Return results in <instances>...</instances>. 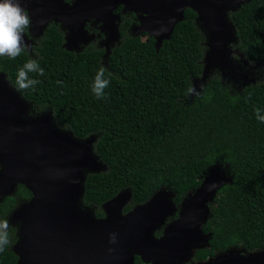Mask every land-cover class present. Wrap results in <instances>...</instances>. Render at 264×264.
<instances>
[{"label": "trees", "instance_id": "trees-1", "mask_svg": "<svg viewBox=\"0 0 264 264\" xmlns=\"http://www.w3.org/2000/svg\"><path fill=\"white\" fill-rule=\"evenodd\" d=\"M230 19L245 59L264 64V0L243 4ZM135 22L134 13L122 15V41L109 56V69L102 65L105 50L69 52L64 35L52 24L36 60L43 75L28 73L37 84L26 89L16 84L19 70L34 60L26 52L0 56V73L35 110L52 111L60 129L80 140L97 137L94 153L106 168L87 175L83 199L84 206L95 208L97 219H106L103 206L127 191L132 202L124 215L162 189L176 194L179 208L201 188L204 173L222 165L229 168L232 182L216 193L211 217L202 227L212 238L196 260L232 248L264 251V82L238 92L217 75L192 98L189 90L204 72L198 14L187 9L160 49L152 36L131 32ZM101 68L109 83L98 97L93 86ZM32 199L33 193L19 184L17 193L0 203V224L19 202ZM5 232L0 264H18L16 230L0 227V236ZM135 264L147 263L136 256Z\"/></svg>", "mask_w": 264, "mask_h": 264}, {"label": "water", "instance_id": "water-1", "mask_svg": "<svg viewBox=\"0 0 264 264\" xmlns=\"http://www.w3.org/2000/svg\"><path fill=\"white\" fill-rule=\"evenodd\" d=\"M237 1L245 4L251 0H91L89 5L79 0L60 21L67 29L80 31L89 18L104 23L110 36L104 57L109 58L111 45L121 38L117 22L121 18L115 14L121 6L140 21L134 35L149 34L158 49L184 21L186 10L192 9L209 32L210 62L213 57L228 58L226 45L233 27L225 12L229 3ZM20 3L30 16L40 11L45 14L42 26L59 18L48 0ZM31 106L0 73V203L15 195L19 184L33 193L31 201L13 212L15 218L26 221V238L14 250L20 257L18 264H135L136 256L147 264H177L209 247L212 235L204 234L202 227L209 217L206 209L212 188L205 189L204 182L194 199L188 196L184 200L186 209L180 220L161 239L154 233L176 210V194L168 189L127 215L123 213L126 192L103 206L106 219L81 215L78 209L83 204L87 175L106 168L94 153L95 137L80 140L72 132H60L52 127L51 115L26 120ZM238 252L229 250L207 264Z\"/></svg>", "mask_w": 264, "mask_h": 264}, {"label": "rangeland", "instance_id": "rangeland-1", "mask_svg": "<svg viewBox=\"0 0 264 264\" xmlns=\"http://www.w3.org/2000/svg\"><path fill=\"white\" fill-rule=\"evenodd\" d=\"M244 4V2L237 1L235 3H229L226 8V16L231 23V26L233 27V33L229 36V41L226 45V53L228 55V58H225L223 60H220L217 57H213V59L207 60V54L210 51V48L208 46V37L209 32L204 27V24L202 21H198V27L200 32L203 35V42L205 47V55L203 59V66L205 73L202 74L201 78L194 81V87L195 92L192 95V98L195 95H198L201 93V91L210 83L212 78L214 76L219 75L222 79V82L225 86L231 87L234 90L240 92L245 87L249 85H255L260 84L264 82V64H253L249 63L245 57L244 53H242L239 50V40L236 36V28L234 24L232 23L230 17L233 13L238 11L241 6ZM118 22V21H117ZM102 28V25H101ZM134 34V33H133ZM142 34V33H140ZM122 41V37L119 39L118 42L114 43L113 47H116L117 45H120ZM102 42L100 43V45ZM98 47V46H97ZM34 56L37 54V50L34 48L32 52ZM34 58V57H33ZM32 58V59H33ZM102 65L105 69H109V58L108 56L103 58ZM208 65V67H207ZM203 86V87H202ZM31 104V103H30ZM32 105V104H31ZM46 115H51L52 118V127L60 132H68V130L60 129L54 119V115L52 111H37L35 110L34 106H31V110L27 113L25 116L26 120H32L36 118H41ZM70 132V131H69ZM94 142L96 144L97 137L93 138ZM2 169V165L0 164V170ZM204 179V188L211 187L212 188V194L208 198L207 202V209L206 212L209 214L210 218L212 210L215 206V193L218 189L222 188L224 185L232 182V175L229 172V168L222 166V165H216L214 167H211L208 169L203 176ZM208 182V185H207ZM205 188V189H206ZM167 192V191H166ZM170 193V192H167ZM197 193H191L189 195L190 199H194V196ZM215 195V196H214ZM126 201L124 204V208L129 205L132 202V193L130 191H127L126 194ZM24 202H19L17 205L16 211L20 210ZM185 205H181L179 208H177L173 214L169 215L163 222V224L157 229V231L154 233V237L156 236L157 232H160L162 235H166L168 231H170L180 220L181 213L186 209ZM15 211V213H16ZM79 213L81 215H87L90 214L93 217L95 216V208L84 206V204H81V207L78 209ZM15 213L11 214L6 221L9 223V227L16 230V237L17 241L14 244V250L16 247L22 244V241L25 240L26 236L23 234L24 228L26 226V221L22 217L15 218ZM178 215V218H175V216ZM4 223V222H3ZM8 227V228H9ZM7 228V229H8ZM7 229H3L6 231ZM237 257H235V260L232 261L234 264H264V251L257 250V251H247L242 248L238 249ZM195 261H187V260H181V262H178L177 264H194ZM231 263V262H230Z\"/></svg>", "mask_w": 264, "mask_h": 264}, {"label": "flooded vegetation", "instance_id": "flooded-vegetation-1", "mask_svg": "<svg viewBox=\"0 0 264 264\" xmlns=\"http://www.w3.org/2000/svg\"><path fill=\"white\" fill-rule=\"evenodd\" d=\"M48 1H50V5L55 10L54 13H56L57 16L59 17V18H57L58 20L57 21L52 20L51 22H48V24L46 26H42L43 24H41V17L44 16L45 14H43L40 11L37 14H35L36 16H34V15L30 16V12L27 10L28 15L30 17V24L27 28L24 29V40L31 47L29 49H27L26 51H22V52L28 53L30 58L34 57L33 59L37 60L39 58L38 49L40 47L41 41L45 37V33H46L48 27L51 26L52 24H54L60 29V31L64 35L63 47L67 51L74 52V53H82V52H85L87 49L94 47V48H99V49L105 50V55H106V53H107V41H108L110 36H109V32L104 27V23L98 22L97 19H95V18H89V20L86 22V26H85L84 31H80L78 28H75L74 30H69L63 26V23L60 20H61V17H63L66 14L68 8L74 6L79 0H48ZM85 1L89 5V2L91 0H85ZM0 2H2V1H0ZM32 4H35V2L33 1ZM36 4L40 5L41 3L36 2ZM116 11H115V14L118 15L119 18H122L123 14L131 13V12H124V8L121 12L116 13ZM52 15L54 16V14H52ZM119 22L120 21L118 19V23ZM101 25H102V28H101ZM138 25H140V21L136 15V22L131 28L132 33L134 31V28H136ZM144 34H147V33H144ZM140 35H143V34H140ZM101 42H102V44L100 45ZM113 46H114V44H113ZM113 46L111 45V48H110L111 51L115 48ZM34 48L37 50L36 56H34L33 53H31ZM176 209H177V207H176ZM160 237H156V238L160 239ZM233 249H239V248H232L229 250H233ZM229 250H227V251H229ZM198 251L199 250H196V252L194 253V257L190 260V261H195L194 264H207L208 262L215 260L218 257V255H223L227 252V251H224L223 253H217L214 258L211 257L206 261H197L196 260V254ZM236 255H237V253L232 254V255H227L228 256L227 259H223V257H222L221 260H223V261L220 260V261H218V263H215V264H223L221 262H224L225 264L226 263L228 264V262H231L229 264H234V263H232V261L235 260V257H237Z\"/></svg>", "mask_w": 264, "mask_h": 264}, {"label": "clouds", "instance_id": "clouds-1", "mask_svg": "<svg viewBox=\"0 0 264 264\" xmlns=\"http://www.w3.org/2000/svg\"><path fill=\"white\" fill-rule=\"evenodd\" d=\"M29 24L30 17L27 10L22 7L20 0H2L0 2V56L15 58L22 51H26L31 47L24 40V29ZM34 71H38L40 75H43V69L38 68L36 60H30L19 70L16 80L19 89H26L38 83V81L29 79L28 77V73ZM104 71V68L100 69L93 86V91L98 97L103 95V90L109 83V81L102 78ZM189 91L190 94H193L195 87L193 86ZM0 227L7 229L9 223L5 221L3 224H0ZM7 242V233L5 232L0 236V245Z\"/></svg>", "mask_w": 264, "mask_h": 264}]
</instances>
